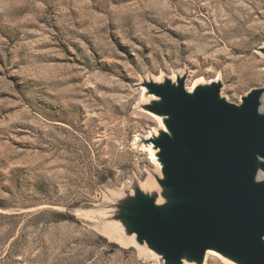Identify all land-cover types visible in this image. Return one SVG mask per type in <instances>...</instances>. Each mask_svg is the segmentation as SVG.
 I'll use <instances>...</instances> for the list:
<instances>
[{
	"label": "rangeland",
	"instance_id": "obj_1",
	"mask_svg": "<svg viewBox=\"0 0 264 264\" xmlns=\"http://www.w3.org/2000/svg\"><path fill=\"white\" fill-rule=\"evenodd\" d=\"M263 47L264 0H0V264H159L104 223L155 169L144 81L240 103Z\"/></svg>",
	"mask_w": 264,
	"mask_h": 264
},
{
	"label": "water",
	"instance_id": "obj_2",
	"mask_svg": "<svg viewBox=\"0 0 264 264\" xmlns=\"http://www.w3.org/2000/svg\"><path fill=\"white\" fill-rule=\"evenodd\" d=\"M186 78L144 81L142 107L164 124L143 138L161 168L159 191L135 181L108 205L105 226L117 224L159 264H205L209 251L264 264V86L239 103L220 79L189 89Z\"/></svg>",
	"mask_w": 264,
	"mask_h": 264
},
{
	"label": "bare ground",
	"instance_id": "obj_3",
	"mask_svg": "<svg viewBox=\"0 0 264 264\" xmlns=\"http://www.w3.org/2000/svg\"><path fill=\"white\" fill-rule=\"evenodd\" d=\"M247 79H250L252 82H260V81L264 80V73H262V72H254V73L250 74V76ZM202 80H203L202 78L201 79H197L195 81H193L191 79L190 80V83H189L190 84L189 89H193L194 86L197 83H199L200 81H202ZM193 82H194V84H193ZM242 83H243V80H240L239 81V87L238 88L241 87ZM191 84H193V85L191 86ZM149 99L150 98H144V101L147 102ZM263 109H264V105H263ZM153 161H154V164H155V169H153L152 171L149 172L147 181L146 182H143V183L141 182V183H142V186H144V187H149L150 189H154L156 191H159L158 186L156 184V181H155V178H154V175L153 174L156 173V174L161 175V168H160V165L157 162H155L154 159H153ZM159 200L161 201L162 200V197H160ZM106 227H107V229L110 232H116V231L119 230L118 229V225L115 224V223H111V222L108 223ZM132 242H134V240H132ZM126 243H129V242H126ZM140 250H141L142 253H146L145 248L140 247ZM147 253L150 255V257L151 256H155L152 252H147ZM214 253H215L214 251H209L207 253V260H206L205 264H208V260H216V261H218L216 258H218L219 256L217 257ZM186 264H193V263L186 262Z\"/></svg>",
	"mask_w": 264,
	"mask_h": 264
}]
</instances>
